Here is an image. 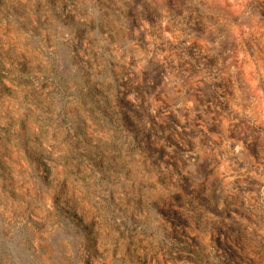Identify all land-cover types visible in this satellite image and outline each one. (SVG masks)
<instances>
[{
	"label": "rangeland",
	"instance_id": "1",
	"mask_svg": "<svg viewBox=\"0 0 264 264\" xmlns=\"http://www.w3.org/2000/svg\"><path fill=\"white\" fill-rule=\"evenodd\" d=\"M0 264H264V0H0Z\"/></svg>",
	"mask_w": 264,
	"mask_h": 264
}]
</instances>
